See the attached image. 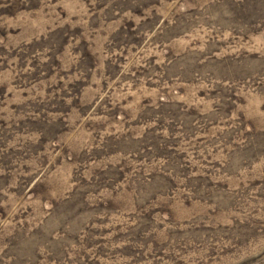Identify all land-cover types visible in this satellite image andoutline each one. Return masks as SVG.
<instances>
[{
	"label": "rangeland",
	"instance_id": "obj_1",
	"mask_svg": "<svg viewBox=\"0 0 264 264\" xmlns=\"http://www.w3.org/2000/svg\"><path fill=\"white\" fill-rule=\"evenodd\" d=\"M0 264H264V0H0Z\"/></svg>",
	"mask_w": 264,
	"mask_h": 264
}]
</instances>
